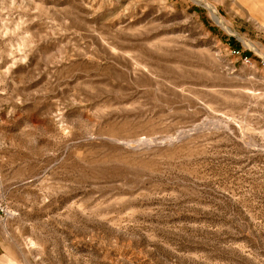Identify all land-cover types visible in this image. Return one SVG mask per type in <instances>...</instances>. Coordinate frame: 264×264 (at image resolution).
<instances>
[{
  "label": "rangeland",
  "instance_id": "rangeland-1",
  "mask_svg": "<svg viewBox=\"0 0 264 264\" xmlns=\"http://www.w3.org/2000/svg\"><path fill=\"white\" fill-rule=\"evenodd\" d=\"M0 264H264V0H0Z\"/></svg>",
  "mask_w": 264,
  "mask_h": 264
},
{
  "label": "bare ground",
  "instance_id": "bare-ground-1",
  "mask_svg": "<svg viewBox=\"0 0 264 264\" xmlns=\"http://www.w3.org/2000/svg\"><path fill=\"white\" fill-rule=\"evenodd\" d=\"M208 7H209L210 12L212 13V16H213L214 20L216 22H218V23H221L222 22V19L219 16L216 7L215 6H212V5H209Z\"/></svg>",
  "mask_w": 264,
  "mask_h": 264
},
{
  "label": "built area",
  "instance_id": "built-area-1",
  "mask_svg": "<svg viewBox=\"0 0 264 264\" xmlns=\"http://www.w3.org/2000/svg\"><path fill=\"white\" fill-rule=\"evenodd\" d=\"M232 54H234V55H239L240 53H239V51H237V50H232ZM244 61H248V59L245 57V58H244Z\"/></svg>",
  "mask_w": 264,
  "mask_h": 264
}]
</instances>
